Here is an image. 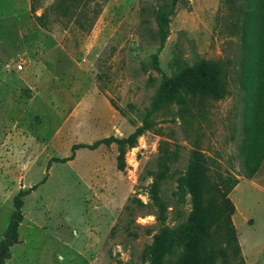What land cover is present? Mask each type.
<instances>
[{"label":"rangeland","instance_id":"rangeland-1","mask_svg":"<svg viewBox=\"0 0 264 264\" xmlns=\"http://www.w3.org/2000/svg\"><path fill=\"white\" fill-rule=\"evenodd\" d=\"M145 1L170 0H0V264H179L198 153L231 184L244 263L264 264V0H176L161 45ZM202 62L220 96L155 107L163 77Z\"/></svg>","mask_w":264,"mask_h":264},{"label":"trees","instance_id":"trees-1","mask_svg":"<svg viewBox=\"0 0 264 264\" xmlns=\"http://www.w3.org/2000/svg\"><path fill=\"white\" fill-rule=\"evenodd\" d=\"M175 2L176 0H170L167 8L153 6L150 1L144 2L145 5H151V18L155 25L153 31L155 41L158 45H161L166 38L168 22L174 13ZM36 20L39 25H44L42 15L36 16ZM214 73L215 70L213 69V65L202 62L197 68L182 69L176 77H163L157 93L155 107L165 105L169 99L170 93L182 87L188 90L210 91L213 92L214 95H217L216 97L220 96L219 88H217V84L214 80ZM122 154V145L119 144L116 160V165L118 167H120L122 163ZM186 179L192 201V212L183 228V235L188 244L186 252L179 264L213 263L212 254L214 250L208 248L207 252L203 254L202 249L207 243L209 224L212 220H215L217 216L226 224L225 237L229 247L224 248V252L221 255L224 264H230V262L231 264H245L240 254L237 238L228 216L230 206L226 196L231 188V184H228L223 190L217 184H211L207 174V166L201 153L192 155L191 163L186 173ZM211 190L213 194H210ZM4 250V245H0V262L4 257Z\"/></svg>","mask_w":264,"mask_h":264},{"label":"built area","instance_id":"built-area-1","mask_svg":"<svg viewBox=\"0 0 264 264\" xmlns=\"http://www.w3.org/2000/svg\"><path fill=\"white\" fill-rule=\"evenodd\" d=\"M16 68H17V69H20V68H21L20 63H17V64H16Z\"/></svg>","mask_w":264,"mask_h":264},{"label":"crops","instance_id":"crops-1","mask_svg":"<svg viewBox=\"0 0 264 264\" xmlns=\"http://www.w3.org/2000/svg\"><path fill=\"white\" fill-rule=\"evenodd\" d=\"M247 263V262H246Z\"/></svg>","mask_w":264,"mask_h":264}]
</instances>
